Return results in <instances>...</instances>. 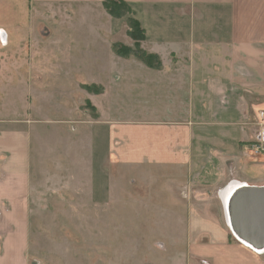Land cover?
<instances>
[{"label":"crops","instance_id":"crops-1","mask_svg":"<svg viewBox=\"0 0 264 264\" xmlns=\"http://www.w3.org/2000/svg\"><path fill=\"white\" fill-rule=\"evenodd\" d=\"M104 1L29 0L30 8L56 7L60 12L73 4L84 5L101 18L92 25V37L81 34L79 39H65L62 72L52 62L56 53L40 54L31 47L28 58H21L17 46L25 41L29 46L45 44L50 28L31 20L25 26L14 0H0V13H12L10 23L0 21V264H31V220L41 214L47 218L62 214L66 206L59 202L75 198L80 176L69 180L67 167L70 163L81 170L85 136L107 147L109 161L114 168L120 166L122 178L131 173L142 180L164 175L174 194L188 188L190 203L196 204V199L216 191L219 205L193 212L194 220L228 218L230 198L224 204V191L239 185L264 186V156L249 158L245 151L247 145L255 144L252 127L260 123L251 119H264V0H123L144 31L141 49L158 58V69L132 57L116 56L113 44L131 46L132 42L124 19L111 18L102 6ZM7 41L12 51L3 50ZM102 74L123 79L120 88L125 100L139 102L140 111L115 120L112 110L110 118L102 102L109 97L116 107L119 97L108 94V82L98 77ZM74 75L86 76L75 83L82 94H73V84L65 87L63 78ZM81 87L99 90L89 93ZM57 90L70 91L73 106L62 103L70 115L76 98L84 101L78 108L82 107L92 127L76 142L70 136L73 119L66 118L65 109L63 116L54 119L44 115L45 101L48 106L52 100L48 93ZM38 93L45 105L33 102L35 96L42 99ZM85 103L93 114L83 109ZM246 166L260 175L248 178ZM104 177L102 202L106 203L113 195L108 184H114L115 178ZM41 194L45 195L43 207ZM196 213L199 217H194ZM204 230L217 238L204 245L224 253L216 264H239V240L233 248L228 229L207 222Z\"/></svg>","mask_w":264,"mask_h":264},{"label":"rangeland","instance_id":"rangeland-1","mask_svg":"<svg viewBox=\"0 0 264 264\" xmlns=\"http://www.w3.org/2000/svg\"><path fill=\"white\" fill-rule=\"evenodd\" d=\"M13 3L20 15L19 21L25 26L31 20L34 25L45 24L51 31L50 39L45 44L33 43L29 46L27 41L19 44L17 49L21 58H28L27 53L31 47L37 48L36 51L40 54L44 51L50 54L56 53L57 56L52 59V62L54 65L59 64L62 72L66 68L62 62L64 53L67 54L65 39L68 37L79 39L82 35L92 37L94 31L92 25L101 22L95 9H86L84 5L73 4L60 12L56 10V7L42 10L35 5L30 8L29 0H14ZM14 14L17 16L15 12ZM11 16L10 11L7 13L3 10L0 13V21L5 20L8 24L11 22ZM111 18L110 21L114 22ZM105 21L108 20L105 19ZM61 23L64 25L63 27ZM194 25L196 26V23ZM122 40L118 42H123ZM131 42L132 45L128 47L134 45L132 40ZM91 45L92 51L97 54V46L94 43ZM3 50L12 51V44L7 41ZM100 54L103 55L102 51ZM103 61L106 66L107 60ZM36 62L40 63L41 61L37 60ZM101 76L104 77V75H98L100 80L108 82L107 86L110 90L108 94H115L119 97L115 99L116 107L109 97H106L102 102L103 108L108 112L110 118H113L112 110L115 113V120H122L120 118L140 111L138 110L140 109L139 102H134L133 106L128 99L125 100V91L120 88L124 82L123 79L116 80L111 75H105L104 78ZM58 78L62 80L60 76ZM85 78L86 76L74 75L67 79L63 78V80L65 79L66 88H68V84L74 85L73 88L71 86L72 89L75 88L73 94H82L76 88L79 87V84L75 85V83L83 82ZM113 80L116 81L114 87ZM81 88L89 93L96 92L97 89L90 87L93 91L91 92L85 87ZM69 92L57 90L48 93L52 96L48 106V102L45 101L41 93L37 95L42 99L35 96L32 100L34 103L40 104L44 99L46 105L42 103L45 105L42 107L44 115L48 118L54 119L58 115L63 116L62 110L65 109L66 118L73 119V122L70 123V131L73 134L70 133V136H73V140L76 142L77 137L83 138L81 136H84L92 126L86 123L90 119H87L88 116L82 113L84 112L82 107L78 108L84 104L83 100L79 102L76 98L75 109L71 115L69 110L63 107L64 101H67L69 106H73ZM83 107L92 114L94 113L93 109H90L89 103H85ZM129 111L132 112L129 113ZM251 121L260 122L259 124L255 123L256 125L254 124L252 127L254 142H258L260 135H264V119H251ZM98 143L99 140L91 141L89 136L88 138L85 136L82 145L84 149L78 148L82 154L79 167L81 170H75L70 163L68 164L67 178L70 180L71 176H80V187L77 189L74 199L69 196L63 202H59L66 206L64 212L54 216L52 213L49 215V217L52 216L51 218L41 214L40 218L35 217L31 220V249L34 251L30 253L31 264H216L215 261L225 256L224 253L210 249V243H215L217 238L204 232L207 222H217L222 229H228L229 235L231 234L228 240L229 244L233 248L237 246L238 240L229 226L227 227V218L222 219L221 216L212 220L192 219L193 212L209 208L211 204L214 206L218 203L219 205V202L214 198L216 191L207 193L208 197L196 199L199 201L196 204L190 203L188 188H180L178 194H174L170 182L164 175L142 180L131 173L126 179L122 178L120 173L123 172L118 171L120 166L116 165L114 168L109 161L110 151H107V147L102 143ZM70 144L71 141L68 146ZM245 151L249 158L255 159L264 156V152L253 155L249 145ZM248 157L245 159L252 162V159L250 160ZM109 174H112L115 181L114 184L111 182L108 184L113 195L110 196L109 202L105 203L102 202L103 185L107 186V179L104 175L107 177ZM244 174L248 178H256L260 175L256 168L251 169L248 166L245 167ZM40 196L42 198L40 207H43L46 205L44 203L45 195L41 194ZM52 209L56 210L55 207ZM199 215L196 213L194 217H199ZM205 242H208L209 245H204ZM233 252L236 253L234 250ZM239 264H264V249L256 252L239 241Z\"/></svg>","mask_w":264,"mask_h":264},{"label":"water","instance_id":"water-1","mask_svg":"<svg viewBox=\"0 0 264 264\" xmlns=\"http://www.w3.org/2000/svg\"><path fill=\"white\" fill-rule=\"evenodd\" d=\"M249 188L251 189L238 192L233 199L230 214L234 226L233 234L236 239H238L237 235L241 236L249 245L263 250L264 186Z\"/></svg>","mask_w":264,"mask_h":264},{"label":"trees","instance_id":"trees-1","mask_svg":"<svg viewBox=\"0 0 264 264\" xmlns=\"http://www.w3.org/2000/svg\"><path fill=\"white\" fill-rule=\"evenodd\" d=\"M102 6L107 14L113 19L125 20L127 27L126 34L134 42L132 47H128L120 43L113 44L112 47L116 56L121 58L132 57L151 69H158L160 67L158 58L154 55L146 53L140 47V43L145 39V34L138 21L135 19L130 6L123 0H105L102 3ZM87 89L92 90L90 87H87Z\"/></svg>","mask_w":264,"mask_h":264},{"label":"bare ground","instance_id":"bare-ground-1","mask_svg":"<svg viewBox=\"0 0 264 264\" xmlns=\"http://www.w3.org/2000/svg\"><path fill=\"white\" fill-rule=\"evenodd\" d=\"M238 185V184H237ZM249 187H251V186H240L239 185V187H237L236 189H228V190H226V191H224V193H223V195H222V201L224 202V204H225V201H226V198L228 199V197L230 198L228 201H227V203H226V212H227V216H228V218L226 219V221L228 222V225H227V227L229 226V228L233 231V220H232V217L230 216V214H231V205H232V202H233V199L235 198V196L238 194V192H242V191H245L244 189H246V190H249V189H251V188H249ZM248 188V189H247ZM239 193V194H240ZM235 230V229H234ZM236 231V230H235ZM235 233H237V232H235ZM237 237H238V239H239V241L240 242H242L244 245H246V247L247 248H249V249H251V250H253V251H261V249H258V248H255L254 246H251V245H249L246 241H245V239H243L241 236V238L237 235Z\"/></svg>","mask_w":264,"mask_h":264},{"label":"built area","instance_id":"built-area-1","mask_svg":"<svg viewBox=\"0 0 264 264\" xmlns=\"http://www.w3.org/2000/svg\"><path fill=\"white\" fill-rule=\"evenodd\" d=\"M253 155H259L264 152V135H260L259 141L249 146Z\"/></svg>","mask_w":264,"mask_h":264}]
</instances>
